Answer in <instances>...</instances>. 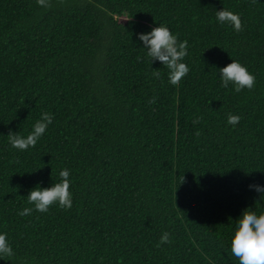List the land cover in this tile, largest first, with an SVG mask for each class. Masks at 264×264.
<instances>
[{
	"label": "trees",
	"instance_id": "16d2710c",
	"mask_svg": "<svg viewBox=\"0 0 264 264\" xmlns=\"http://www.w3.org/2000/svg\"><path fill=\"white\" fill-rule=\"evenodd\" d=\"M161 24L188 42L177 85L137 39ZM231 60L252 90L221 86ZM45 112L40 141L13 148ZM64 169L72 207L36 211L29 191ZM249 185H264V0H0V264H238L236 220L264 212Z\"/></svg>",
	"mask_w": 264,
	"mask_h": 264
},
{
	"label": "clouds",
	"instance_id": "9594fccd",
	"mask_svg": "<svg viewBox=\"0 0 264 264\" xmlns=\"http://www.w3.org/2000/svg\"><path fill=\"white\" fill-rule=\"evenodd\" d=\"M37 2L41 7L48 6V0H37ZM215 15L218 23L227 25L237 32L242 29L239 14L222 8V10L215 12ZM137 39L143 45V49L146 50L151 63L159 62L168 69V79L172 85L179 84L182 78L190 72V68L184 62L188 55V42H180L166 25L155 26L151 31L139 34ZM231 61L230 64L218 70L221 86L228 88L231 85L237 93L244 89L252 90L256 83L255 75L239 61ZM154 74L159 78L158 71H154ZM53 119L52 114L45 112L41 114V118L36 121L27 136L10 132L7 137L11 146L19 151H27L34 147L47 132L49 125L53 123ZM239 120V116L230 115L227 122L230 125H235ZM60 176L62 179L59 183H54L48 188L37 185L29 191L26 199L34 205L36 211L47 213L53 205H58L64 209L72 207L70 170L64 169L60 172ZM249 190L264 196V185H249ZM32 211V208H25L19 214L21 216L30 215ZM236 222L230 240L231 254L237 258L238 264H264V212L257 213L255 210L245 209ZM169 242V233H163L160 243ZM13 256L14 250L8 240V234L0 231V261L5 257Z\"/></svg>",
	"mask_w": 264,
	"mask_h": 264
},
{
	"label": "rangeland",
	"instance_id": "374dc122",
	"mask_svg": "<svg viewBox=\"0 0 264 264\" xmlns=\"http://www.w3.org/2000/svg\"><path fill=\"white\" fill-rule=\"evenodd\" d=\"M122 21H125V19H121Z\"/></svg>",
	"mask_w": 264,
	"mask_h": 264
}]
</instances>
